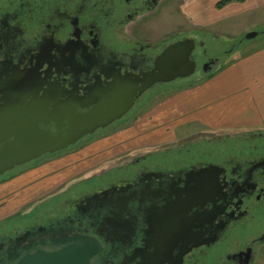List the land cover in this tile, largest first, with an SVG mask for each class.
<instances>
[{
	"label": "flooded vegetation",
	"instance_id": "obj_1",
	"mask_svg": "<svg viewBox=\"0 0 264 264\" xmlns=\"http://www.w3.org/2000/svg\"><path fill=\"white\" fill-rule=\"evenodd\" d=\"M192 1L0 0V99L15 103L25 95L48 106L57 93L58 101L83 112L93 100H107L112 89L144 85L136 79L154 69L167 46L185 38L195 43L190 60L196 67L188 78L201 80L219 63L204 48L203 35L212 39L214 31L179 22L152 39L177 12L189 22ZM180 79L136 91L120 119L89 134L130 113L140 116ZM199 140L210 143L206 150L161 144L149 156L141 147L95 174H108L103 181L53 195L59 201L50 211L0 235V264L38 249L58 251L80 236L100 245L89 264H255L264 247V124Z\"/></svg>",
	"mask_w": 264,
	"mask_h": 264
},
{
	"label": "rangeland",
	"instance_id": "obj_2",
	"mask_svg": "<svg viewBox=\"0 0 264 264\" xmlns=\"http://www.w3.org/2000/svg\"><path fill=\"white\" fill-rule=\"evenodd\" d=\"M213 1L193 0L192 2H188L187 9L191 11L190 14L196 13L201 4V12L198 11L200 15L202 13L201 20L190 17V21L188 22L187 20H183L177 12L175 15L169 17L168 24L155 29L154 31L156 33L153 32L154 35L152 36V39L155 40L163 32H165V35L167 33L166 29H170L168 31L172 32L173 28H176L179 22L185 24L186 28L189 27L190 23L191 25L195 23L196 26L200 24L202 30L214 31L215 35L212 39L208 38V34L203 35L206 38L204 41L207 42L204 47L207 53L212 57L219 58L217 69L211 75L217 71L221 72L226 70V67L232 65L233 62L241 57L248 56L250 53H258L260 49H264V5L258 7V9H248L246 12L237 11L231 13L228 12L230 9H223V11L218 12L212 7ZM202 5L207 7V12H203L204 6ZM171 14L172 11L170 10ZM248 32H257L258 34L253 38L246 39L245 37ZM199 83L196 77L182 78L171 83V87L168 90H180L182 84L192 86ZM161 99H163L162 94L159 95L157 101H152L150 104L147 102L148 105L146 104L147 106L144 107V111L155 106ZM128 115L123 120L114 122L109 129H101L98 134H89L77 146H73L71 149L66 150V152H57L53 155L43 156L42 159L34 160L26 164L27 167H23L21 171L14 175L0 177V184H3L12 177L26 176L24 173L32 171L34 175L29 180L32 182V187L36 188L27 192L28 185L23 187L25 186L23 184L21 186L22 190H25V193L20 196L21 198L19 200L14 201L10 197L6 202L4 200L0 201V235L3 233L9 234L12 228L21 227L27 221H33L35 217L46 211H50L59 201L58 198H55L57 196L52 198L53 195H58V193L71 194L80 188L90 185L92 181H103L108 174H103L102 178L95 174L108 169V166L112 165L115 161L122 163L129 160L131 155L139 152V149H146H133L131 142L123 138L124 133H127L126 130L131 128L135 120L139 117L132 113ZM170 124L165 125L168 126ZM186 124H181L182 126L180 127L175 126L173 130L162 127L159 123L153 124L150 130L147 131L146 137L153 135V138L148 137V142H157V144H148V150H144L146 154L150 156L148 154L152 152L150 149L156 148L157 151L159 147H170L174 143L178 144L182 142L188 144L187 147L192 151H197L198 147L206 150L208 148L206 143L208 142H203L199 139H204L206 136L221 137V135L224 136L227 134L229 136L240 130H251L228 129L226 131H213L210 130L211 127L209 125H203L198 121L193 122V124ZM104 134L113 136L110 138H102ZM114 171L112 169L111 174ZM258 250L255 264H264V247H260Z\"/></svg>",
	"mask_w": 264,
	"mask_h": 264
},
{
	"label": "water",
	"instance_id": "obj_3",
	"mask_svg": "<svg viewBox=\"0 0 264 264\" xmlns=\"http://www.w3.org/2000/svg\"><path fill=\"white\" fill-rule=\"evenodd\" d=\"M257 34L248 32L245 38H253ZM194 46L192 38L171 43L157 56L154 69L143 74L142 79H136L146 80L144 85L132 86L130 92L129 88L112 89L107 100L97 103L95 99L82 107L83 112L67 105V101H58L62 95L57 93L53 103L48 106H40L34 98L27 101L29 97L25 95L18 96L15 103L0 99V175L44 154H55L66 149L84 135L120 119L131 107L136 91L142 93L157 81L190 77L196 67L194 61L190 60ZM51 123L55 131L51 130ZM78 240L79 243L72 242L58 251L38 249L34 253H26L14 264H89L100 245L94 237L80 236Z\"/></svg>",
	"mask_w": 264,
	"mask_h": 264
},
{
	"label": "crops",
	"instance_id": "obj_4",
	"mask_svg": "<svg viewBox=\"0 0 264 264\" xmlns=\"http://www.w3.org/2000/svg\"><path fill=\"white\" fill-rule=\"evenodd\" d=\"M216 2L217 0H214L212 5L215 11L230 9L228 12L231 13L246 12L248 9H258L264 5V0H245L231 2L218 9L215 7ZM199 7L196 13L192 14L196 19H200L202 15V13L200 15L201 4ZM203 8L206 10L205 7ZM140 115L123 135V138L131 142L133 149L157 144V142H148V137L153 138V135L146 137L147 131L155 123L173 130L175 126L180 127L181 124H193L198 121L203 125H209L210 130L213 131L252 129L263 125L264 49L237 59L226 67V70L215 72L197 85L182 84L180 90L169 92V95ZM169 123L171 124L165 125ZM112 136L109 135L108 138ZM24 175L26 176L12 177L9 181L0 184V201L6 202L10 197L14 201L19 200L25 193L21 186L23 184L25 185L23 187L28 185L27 192L36 189L29 180L34 175L32 171Z\"/></svg>",
	"mask_w": 264,
	"mask_h": 264
},
{
	"label": "trees",
	"instance_id": "obj_5",
	"mask_svg": "<svg viewBox=\"0 0 264 264\" xmlns=\"http://www.w3.org/2000/svg\"><path fill=\"white\" fill-rule=\"evenodd\" d=\"M244 2L245 0H217V2L215 3V7H217L218 9L223 8L224 5L231 3V2Z\"/></svg>",
	"mask_w": 264,
	"mask_h": 264
}]
</instances>
